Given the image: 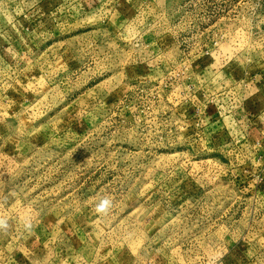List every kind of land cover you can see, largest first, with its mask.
<instances>
[{
    "label": "rangeland",
    "instance_id": "obj_1",
    "mask_svg": "<svg viewBox=\"0 0 264 264\" xmlns=\"http://www.w3.org/2000/svg\"><path fill=\"white\" fill-rule=\"evenodd\" d=\"M0 264H264V0H0Z\"/></svg>",
    "mask_w": 264,
    "mask_h": 264
}]
</instances>
